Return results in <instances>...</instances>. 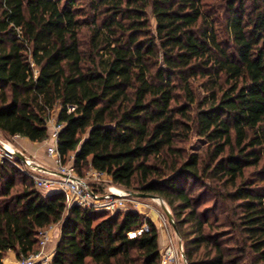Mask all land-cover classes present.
Here are the masks:
<instances>
[{
    "label": "trees",
    "instance_id": "obj_1",
    "mask_svg": "<svg viewBox=\"0 0 264 264\" xmlns=\"http://www.w3.org/2000/svg\"><path fill=\"white\" fill-rule=\"evenodd\" d=\"M56 107L63 163L161 197L187 264H264V0H0V131L42 142ZM54 223L49 264L162 262L152 218L0 162V264Z\"/></svg>",
    "mask_w": 264,
    "mask_h": 264
},
{
    "label": "built area",
    "instance_id": "obj_2",
    "mask_svg": "<svg viewBox=\"0 0 264 264\" xmlns=\"http://www.w3.org/2000/svg\"><path fill=\"white\" fill-rule=\"evenodd\" d=\"M37 75V74H36ZM74 106H69L70 110H73ZM54 121L51 134L45 140L47 143V153L54 158L56 163V170L58 177L53 178L46 175H42V172L38 166L34 164L33 159L27 157L25 154L23 159L18 158L14 154V148L9 147L7 144L0 143V162L8 161L18 167L26 175H28L34 182L37 189L41 191H47L56 187L61 190L66 195L67 205L79 204L84 207H94L98 210H107L110 212H115L119 209H136L140 210L141 207H149L150 204L146 202H140L138 197L132 196L126 189L112 190L111 192H106L104 194H96L88 185L86 178H82L77 175L74 167L70 164H64L62 161L61 154L58 151V135L63 127L62 123H58L56 118L51 117L48 119V123ZM16 137H21L19 134L14 135ZM90 179H102L107 176L104 172L98 171L96 169L90 168L88 171ZM169 225V220L167 215L162 214L160 221V228L162 231L167 233ZM48 226L39 233V249L35 252L30 253L19 259L18 264H43L50 261L46 258L45 248L49 240ZM148 224L136 231L129 233L130 236H135L144 230H148ZM52 257V256H51ZM50 257V259H51ZM162 261H168L171 264H179V252L176 248L174 239L169 234L166 238V243L162 251Z\"/></svg>",
    "mask_w": 264,
    "mask_h": 264
},
{
    "label": "rangeland",
    "instance_id": "obj_3",
    "mask_svg": "<svg viewBox=\"0 0 264 264\" xmlns=\"http://www.w3.org/2000/svg\"><path fill=\"white\" fill-rule=\"evenodd\" d=\"M38 73V69H35V74ZM58 110L59 107H56L52 112H51V117H55L56 118V114H58ZM49 125V134H51L52 132V128L54 125V121L52 120L50 123H48ZM0 143L1 144H7L9 147L14 148V150H18L20 152H22L23 154H25L27 157H30L31 159H33L34 164L40 165L41 160L38 159L37 156H35L32 151H30L29 149H27L26 147H24L22 145V138L21 137H16V136H6L4 135L1 131H0ZM205 146V141L204 139L193 135L191 136V138L189 139V141L187 142V149L191 152H198L199 150H201V148H203ZM12 164V163H11ZM67 165H70L71 163H64ZM54 168H57L56 163L54 161ZM90 169V168H89ZM89 169L86 171L85 176L83 178H86L87 181H98L100 183H102V189L104 191H102V193H98L99 194H104L106 192H111L112 190H117L118 188L120 189H125L122 188L114 183L111 182L110 178L108 176H105L102 179H90L89 175H88V171ZM42 175H45L43 172H40ZM78 175V174H77ZM45 193H47L46 191H44ZM140 202H146L149 203L151 206L149 207H139L140 208V212H142L146 217H150L154 220V222H156L160 232L162 231V229L160 228V221H161V216L162 214H164V210H163V206H162V202L163 199L158 196L154 197V198H143V197H138ZM163 204L168 208V206L163 202ZM166 215V213H165ZM168 218V217H167ZM49 232V240L48 243L46 245L45 248V252H46V258L51 261L50 257L53 256L55 248H56V244L59 240L60 237V223H54L51 225V227L48 228ZM162 234L164 233L166 238L167 235L169 234L170 236H172V238L174 239V242L176 244V248L179 252V264H185V259L183 257V249L181 248V243H180V236L178 233H176L175 229L172 227V225L169 222L168 225V230L167 233L164 231L161 232ZM163 247H161V251H163ZM52 258V257H51ZM50 261L45 262L43 264H49Z\"/></svg>",
    "mask_w": 264,
    "mask_h": 264
},
{
    "label": "crops",
    "instance_id": "obj_4",
    "mask_svg": "<svg viewBox=\"0 0 264 264\" xmlns=\"http://www.w3.org/2000/svg\"><path fill=\"white\" fill-rule=\"evenodd\" d=\"M21 138H22V145L27 149H29L30 151H32L33 153H35L34 155L41 160L40 165H37L38 168L46 176L57 178L58 174L56 173L57 172L56 168H54V158L50 156L46 150L48 141L44 140L42 142H32L25 137H21ZM56 189H57L56 187H53L52 189H49L46 192L49 193ZM161 232L159 234V242H160V246L163 247L164 244L166 243V236L164 233L162 234ZM18 262L19 259L17 258L15 252L8 251L7 255L4 258V264H18ZM161 264H171V263L168 261H162Z\"/></svg>",
    "mask_w": 264,
    "mask_h": 264
},
{
    "label": "water",
    "instance_id": "obj_5",
    "mask_svg": "<svg viewBox=\"0 0 264 264\" xmlns=\"http://www.w3.org/2000/svg\"><path fill=\"white\" fill-rule=\"evenodd\" d=\"M14 154L20 158V159H23L24 158V155L18 151V150H14ZM132 196H135V197H143V198H154L156 196H153V195H150V194H145V193H142V192H137V191H131V190H127ZM160 198V197H159ZM162 206H163V210L164 212L166 213L167 217H168V220L170 222V224L172 225V227L175 229L176 233H178L177 231V227H176V223H175V220H174V217L172 215V213L170 212V210L163 204L162 202ZM180 243H181V240H179ZM183 257L185 259V256L183 254ZM185 264L186 261H185Z\"/></svg>",
    "mask_w": 264,
    "mask_h": 264
}]
</instances>
